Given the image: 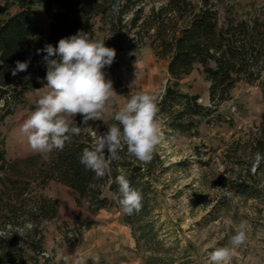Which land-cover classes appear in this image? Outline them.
Masks as SVG:
<instances>
[{
	"label": "trees",
	"instance_id": "trees-1",
	"mask_svg": "<svg viewBox=\"0 0 264 264\" xmlns=\"http://www.w3.org/2000/svg\"><path fill=\"white\" fill-rule=\"evenodd\" d=\"M138 1L14 0L18 9L0 18V229L7 225L13 228L8 238L0 237V264H51V258L45 255L44 224L59 217V203L41 191L49 181L71 189L79 209L85 207L95 213L101 208H120L121 221L129 227L136 247L156 251L154 245L159 240L149 219L148 195L152 189L147 178L160 168L158 151L150 163L144 164L130 156L125 147L111 161L110 175L97 178L80 163L83 149L91 148L93 142V133L86 127L95 132V124L89 121L82 125L79 115L74 124L82 128L81 134L72 136L62 151L48 154L47 160L39 153L7 157L1 129L4 120L25 103L22 94L26 88L46 84V53L38 54L37 50L45 44L56 46L61 38L79 30L120 50L129 33L137 28L132 45L144 39L157 57L167 60L168 78L157 100L163 137L168 139L191 131L196 134L198 123L202 119L210 122L217 105L229 98L238 81L258 85L263 93V109L251 148L264 156V3L254 14L241 16L227 0H164L147 14H143ZM38 8L50 17L46 33L39 25ZM16 61H28L29 67L13 76ZM196 64L208 82L210 106L200 104L196 94L181 88L180 80ZM114 123L117 122L113 120ZM121 172L143 194L139 213L126 215L119 205L114 181ZM251 175L247 169L246 179ZM234 187L247 189L242 180ZM105 189L110 197L104 194ZM27 220L33 222L34 228L19 236L15 229ZM94 223L84 220L76 228L87 229Z\"/></svg>",
	"mask_w": 264,
	"mask_h": 264
},
{
	"label": "rangeland",
	"instance_id": "rangeland-1",
	"mask_svg": "<svg viewBox=\"0 0 264 264\" xmlns=\"http://www.w3.org/2000/svg\"><path fill=\"white\" fill-rule=\"evenodd\" d=\"M227 1L241 16L254 14L264 3ZM13 2L0 0V18L18 9ZM163 2L138 1L143 14ZM38 12L39 25L46 33L50 17L41 8ZM136 29L116 50L112 65L103 70L117 96L112 98L108 112L94 121L96 131L86 127L91 133L105 132L114 113L136 92L158 97L163 91L168 78L167 60L157 57L144 39L133 46L131 38ZM180 84L182 90L196 94L200 104L212 105L199 64ZM44 91V86L26 88L22 94L25 103L4 120L1 129L9 159L37 154L30 149L21 126ZM217 106L210 122L202 119L198 123L196 134L191 131L171 139L164 137L158 147L160 168L147 178L152 189L148 195L149 219L159 240L154 245L156 251L136 247L129 227L121 221L120 208L111 206L95 213L85 207L79 209L71 189L49 181L41 191L59 203V217L44 224L45 255L51 258L50 263L208 264V254L215 247L230 246L236 226L247 221L248 240L237 249L232 264H264V156L251 148L263 109V93L258 85L238 81L229 98ZM78 116L72 118L74 123ZM247 169L252 174L248 180ZM240 180L247 186L245 191L234 187ZM104 194L110 197L106 189ZM84 220L95 223L87 229H77V223Z\"/></svg>",
	"mask_w": 264,
	"mask_h": 264
},
{
	"label": "clouds",
	"instance_id": "clouds-1",
	"mask_svg": "<svg viewBox=\"0 0 264 264\" xmlns=\"http://www.w3.org/2000/svg\"><path fill=\"white\" fill-rule=\"evenodd\" d=\"M43 52L46 65L44 94L36 102V108L21 126V132L33 152L45 160L55 150L62 151L72 136L80 135L73 117L80 115L82 125L100 120L108 112L110 102L117 96L111 79L103 71L115 60L116 50L105 41L94 40L82 30L61 38L56 46L45 44ZM56 57V58H53ZM28 61H16L12 75L26 71ZM157 97L136 92L114 113L117 123L103 133H93L91 148H84L80 163L97 178L110 175V163L126 147L127 153L136 160L148 164L154 158L164 137L159 118ZM105 150H107V155ZM118 185V202L126 215L139 213L143 206V194L131 186L127 175L121 172L114 181ZM34 228L32 221H25L15 229L19 236ZM11 225L0 229V237L8 238ZM249 225L241 221L230 237V246L215 247L208 254V264H232L237 249L248 240Z\"/></svg>",
	"mask_w": 264,
	"mask_h": 264
}]
</instances>
